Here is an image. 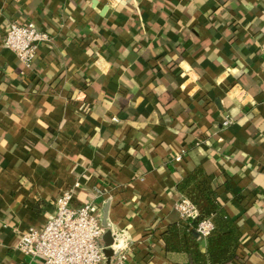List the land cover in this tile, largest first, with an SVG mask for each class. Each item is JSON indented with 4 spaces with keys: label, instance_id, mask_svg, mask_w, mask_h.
I'll list each match as a JSON object with an SVG mask.
<instances>
[{
    "label": "crops",
    "instance_id": "0c3cea01",
    "mask_svg": "<svg viewBox=\"0 0 264 264\" xmlns=\"http://www.w3.org/2000/svg\"><path fill=\"white\" fill-rule=\"evenodd\" d=\"M27 20L52 35L30 66L3 45ZM197 169L240 236L225 264H264V0H0V264L67 188L130 264H195L162 234Z\"/></svg>",
    "mask_w": 264,
    "mask_h": 264
},
{
    "label": "built area",
    "instance_id": "2783aa9c",
    "mask_svg": "<svg viewBox=\"0 0 264 264\" xmlns=\"http://www.w3.org/2000/svg\"><path fill=\"white\" fill-rule=\"evenodd\" d=\"M52 35L40 28L34 21L12 22L3 38V45L13 50L21 63L30 66L37 55L40 43L49 42ZM232 123L226 118L224 126ZM181 156L178 155L177 159ZM74 189L67 188L57 197L54 212L41 226H30L20 232L17 248L27 260L22 264H130L125 249L120 246L119 235H112L111 245L115 254L108 261L103 239L106 226L100 207L91 200L83 205H74ZM184 219L199 215L197 206L186 196L176 203ZM214 229L213 221L207 217L199 221L197 231L206 238ZM117 245V249L114 246ZM128 248V247H127Z\"/></svg>",
    "mask_w": 264,
    "mask_h": 264
},
{
    "label": "trees",
    "instance_id": "16d2710c",
    "mask_svg": "<svg viewBox=\"0 0 264 264\" xmlns=\"http://www.w3.org/2000/svg\"><path fill=\"white\" fill-rule=\"evenodd\" d=\"M179 189L197 206L199 215L170 223L162 234L166 253H184L188 261L195 264H225L235 258L240 245L237 226L207 183L202 169L189 173L179 184ZM207 217L213 221L214 229L205 238L207 250L202 251V236L195 231L199 221Z\"/></svg>",
    "mask_w": 264,
    "mask_h": 264
},
{
    "label": "water",
    "instance_id": "95a60500",
    "mask_svg": "<svg viewBox=\"0 0 264 264\" xmlns=\"http://www.w3.org/2000/svg\"><path fill=\"white\" fill-rule=\"evenodd\" d=\"M106 10H107L106 7H104L102 12L104 13V12H106ZM195 234L199 235V232L195 231ZM103 239H104V242L106 245L105 254H106L108 261H109L111 256L113 255V249H112L111 245L114 243V238H113L110 231H106L104 236H103Z\"/></svg>",
    "mask_w": 264,
    "mask_h": 264
}]
</instances>
